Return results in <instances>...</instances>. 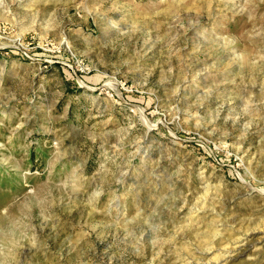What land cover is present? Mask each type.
I'll return each mask as SVG.
<instances>
[{
    "label": "rangeland",
    "instance_id": "obj_1",
    "mask_svg": "<svg viewBox=\"0 0 264 264\" xmlns=\"http://www.w3.org/2000/svg\"><path fill=\"white\" fill-rule=\"evenodd\" d=\"M0 264H264V0H0Z\"/></svg>",
    "mask_w": 264,
    "mask_h": 264
},
{
    "label": "bare ground",
    "instance_id": "obj_2",
    "mask_svg": "<svg viewBox=\"0 0 264 264\" xmlns=\"http://www.w3.org/2000/svg\"><path fill=\"white\" fill-rule=\"evenodd\" d=\"M114 83V82H113Z\"/></svg>",
    "mask_w": 264,
    "mask_h": 264
}]
</instances>
